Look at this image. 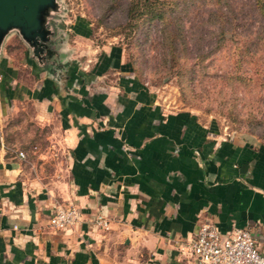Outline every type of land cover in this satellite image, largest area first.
Returning a JSON list of instances; mask_svg holds the SVG:
<instances>
[{"label":"crops","instance_id":"crops-1","mask_svg":"<svg viewBox=\"0 0 264 264\" xmlns=\"http://www.w3.org/2000/svg\"><path fill=\"white\" fill-rule=\"evenodd\" d=\"M11 34L0 48V111L30 101L55 151L38 153L52 160L41 174L0 154V264H195L186 241L202 220L220 233L249 227L264 253V141L163 107L117 45L79 65L51 35L49 56L20 64L4 49ZM66 201L80 220L49 228Z\"/></svg>","mask_w":264,"mask_h":264},{"label":"rangeland","instance_id":"rangeland-1","mask_svg":"<svg viewBox=\"0 0 264 264\" xmlns=\"http://www.w3.org/2000/svg\"><path fill=\"white\" fill-rule=\"evenodd\" d=\"M129 1L55 0L47 24L79 65L117 45L163 107L192 111L223 134L264 141V13L254 0H228L225 14L223 0H146L163 9L153 19H128ZM11 33L4 49L21 64L30 49ZM21 101L14 113L0 111V154L22 150L34 174L49 172L50 157H37L55 151L53 136L43 138L47 126L36 123L30 101Z\"/></svg>","mask_w":264,"mask_h":264},{"label":"built area","instance_id":"built-area-1","mask_svg":"<svg viewBox=\"0 0 264 264\" xmlns=\"http://www.w3.org/2000/svg\"><path fill=\"white\" fill-rule=\"evenodd\" d=\"M16 154L24 157L22 150ZM80 218L79 208L66 201L54 206L46 224L51 229H58L74 225ZM92 222L100 229L109 228V220L104 214L95 213ZM186 248L194 256L195 264H264V253L257 249L247 226L220 233L212 221L202 220L187 239Z\"/></svg>","mask_w":264,"mask_h":264},{"label":"water","instance_id":"water-1","mask_svg":"<svg viewBox=\"0 0 264 264\" xmlns=\"http://www.w3.org/2000/svg\"><path fill=\"white\" fill-rule=\"evenodd\" d=\"M54 8L55 0H0V48L5 37L15 32L28 45L31 56H49L53 30L47 17Z\"/></svg>","mask_w":264,"mask_h":264},{"label":"trees","instance_id":"trees-1","mask_svg":"<svg viewBox=\"0 0 264 264\" xmlns=\"http://www.w3.org/2000/svg\"><path fill=\"white\" fill-rule=\"evenodd\" d=\"M146 0H141L140 3H138V0H130L128 7H127V16L128 19L135 18L139 14H144L148 19L153 18H161L162 17V8L152 6V2H145ZM213 2L219 3L220 0H213ZM254 7L256 5L257 9L260 13H264V0H254ZM224 8L223 12L225 14L226 8L229 6L228 0H223ZM163 5V4H160ZM221 8V7H220ZM226 17V16H225ZM228 19L225 18V21Z\"/></svg>","mask_w":264,"mask_h":264}]
</instances>
